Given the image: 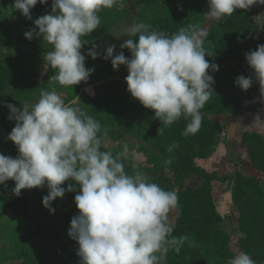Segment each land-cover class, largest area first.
I'll use <instances>...</instances> for the list:
<instances>
[{"label": "trees", "instance_id": "16d2710c", "mask_svg": "<svg viewBox=\"0 0 264 264\" xmlns=\"http://www.w3.org/2000/svg\"><path fill=\"white\" fill-rule=\"evenodd\" d=\"M48 1V9L44 4L37 3L30 10L31 19H28L20 11L13 10L14 0H0L12 11L16 25L15 28L12 24L0 23V42L6 48L0 50V154L12 158H16L19 153L7 136L16 121L8 119L10 112L6 105L11 103L22 110L24 104H35L42 90L59 86L49 81L54 70L44 60L35 59L51 50V45L35 35L29 41L25 38V31L18 29L35 28V19L51 13L53 0ZM117 1L113 7L98 12L100 28L82 38L86 42L81 49L85 55V67L93 68L94 71L86 82L62 86L59 90L61 97L68 105L78 100L79 108L100 122L98 136L102 140L101 150L115 154L127 144L129 150L123 163L128 174L134 170L145 175L157 174L151 182L177 193L179 215H176L172 236H186L187 239L179 246V252L173 247L169 248L165 255L166 264H228V258L233 255L232 237L223 227L225 219L213 193L216 181L232 182L231 199L239 215L240 247L255 264H264V186L261 181L241 170H237L230 178H220L197 165L198 160L210 159L220 148L223 127L213 117L254 113L264 106L260 85L245 59V53L256 50L258 45H264V36L258 23L248 10L240 9L212 23L209 32L203 37V48L206 51L205 59L219 66L216 72L211 69L208 71L215 80L214 92L201 109L203 119L199 131L185 136L183 133L190 123V117L182 116L169 126L162 125L155 118L154 110L143 107L128 92L125 80L127 67L120 65L114 70L111 58L103 59L106 47L113 44L116 46L113 56L123 51L126 57L131 58L130 50L120 47L124 41L107 42L115 27L127 16L126 9L120 10L121 0ZM134 2L138 9V23L149 25L152 31L172 35L181 27L203 29L206 24L207 0ZM129 38L138 41V36L127 37L126 40ZM94 45L100 53L96 59L87 55ZM240 75L253 78L252 87L247 91L234 83ZM87 87L93 88L92 94L85 92ZM257 97L260 98L259 102L243 107L244 102ZM161 127L163 132L158 134ZM128 138L134 139L136 143L128 142ZM243 139L251 166L264 175V134L245 132ZM6 141H9V146H6ZM172 145L175 147L168 151ZM193 176L202 179L201 185L186 188V181ZM69 183L66 181L61 187L67 189ZM14 187L15 182L12 180L0 185V196L8 197L2 214L9 211L16 219L28 221V225L18 228L16 234L22 245L18 255L26 260L24 263L54 264L58 261L59 264H80L78 243L65 236L70 240L67 246L63 239L64 233L69 231L71 219L79 214L74 200L79 188L72 192L65 191L62 198H56L51 204L55 212L50 214L42 204V198L49 191L46 184L40 188L21 190L19 196L13 193Z\"/></svg>", "mask_w": 264, "mask_h": 264}, {"label": "clouds", "instance_id": "9594fccd", "mask_svg": "<svg viewBox=\"0 0 264 264\" xmlns=\"http://www.w3.org/2000/svg\"><path fill=\"white\" fill-rule=\"evenodd\" d=\"M116 2L53 0L51 13L34 20L35 28L24 35L30 41L35 34L51 45L43 56L45 64L54 70L51 83L68 87L88 80L94 69L85 67L81 49L86 42L82 38L99 28L98 12ZM257 2L264 0H207L205 16L221 21ZM37 3L43 5L47 0H14L12 7L31 19L30 10ZM206 34L204 29L189 26L167 35L150 30L147 24L132 23L114 33L117 38L138 36V41L129 38L120 45L130 50L131 58L123 51L113 56V44L106 47L103 59L111 58L114 70L120 65L127 67L128 92L143 107L154 110L162 125L190 117L183 134L194 135L202 124L201 109L214 92L215 80L208 71L219 70L218 65L205 59ZM87 55L96 59L100 53L94 45ZM245 59L264 95V45L245 53ZM234 83L247 91L253 78L240 75ZM6 106L8 119L16 121L7 139L19 154L16 158L0 154V185L14 181L12 191L19 196L21 190L46 184L49 191L42 204L50 214L55 212L51 204L56 198L78 187L74 200L79 214L71 219L68 236L78 243L80 264H162L170 247L179 252L187 237L172 236L174 220L170 216L173 212L179 215L178 195L151 182L139 170L128 174L123 163L127 144L115 154L101 150L100 122L81 108L65 104L55 89L42 90L39 100L33 105L24 104L22 110L11 103ZM256 121L262 122L259 116ZM162 132L161 127L158 134ZM66 181H70L67 189L61 187ZM228 264L255 261L241 251Z\"/></svg>", "mask_w": 264, "mask_h": 264}, {"label": "rangeland", "instance_id": "374dc122", "mask_svg": "<svg viewBox=\"0 0 264 264\" xmlns=\"http://www.w3.org/2000/svg\"><path fill=\"white\" fill-rule=\"evenodd\" d=\"M121 2L122 4L120 5V10L124 11L126 9L127 16L121 21L118 26L115 27L113 34L110 35L109 41H107L110 43L125 41L128 37L127 35H123L117 38L114 33H119L126 25L138 23V9L134 0H121ZM44 5L48 9L49 1L47 0V3ZM0 23L12 24L16 28L12 11L8 10L6 5H4L3 3H0ZM18 29L20 31L27 32L30 29H34V27ZM36 31L38 32V29H36ZM5 49L6 48L0 42V50ZM35 59L36 61L44 60L42 55L36 56ZM61 87V85H59L57 88L54 87L55 91H57L58 94H60L59 90L61 89ZM92 90V87L85 88V92L89 95L92 94ZM70 106L79 107L78 100L72 102ZM213 118L225 127V129H223L221 145L218 149L219 151H217V154H215L208 160H198L197 165L201 168H204L209 173L216 174L220 178H230L235 174L237 170H243L245 173L251 174L252 171L249 172L247 169H245L246 163L248 162V152L241 140L242 131H240V129L242 128H236V120H234L231 116H218ZM127 141L130 143H136V141L131 138H128ZM5 144L6 146H9V141H6ZM147 176L150 178V180H152L157 176V174H149ZM167 176L172 178V176L169 174ZM256 176L264 186V175L256 171ZM201 183L202 179L200 177L193 176L186 181L185 187H199ZM231 188V181H227L224 183L216 181L213 184V193L215 195L219 211L225 219L223 227L226 232H228L232 237L231 250L233 255L228 258V262L233 259L235 255L242 251L240 247L241 235L238 228V211L231 199ZM7 199V196H0V264H25L24 261L26 260L22 258L21 255H18L19 250L22 249V245L18 240V236L16 234L18 228H23V225H28V221L23 219H16L15 217L11 216V213L9 211L5 214H2L3 205ZM170 216L173 217L175 223L176 212L170 213ZM65 236L68 237V232L64 233L63 239L67 243V246H69L70 240ZM29 246H31V244H29ZM54 264H59V262L55 261ZM162 264H166L165 256L162 260Z\"/></svg>", "mask_w": 264, "mask_h": 264}, {"label": "crops", "instance_id": "0c3cea01", "mask_svg": "<svg viewBox=\"0 0 264 264\" xmlns=\"http://www.w3.org/2000/svg\"><path fill=\"white\" fill-rule=\"evenodd\" d=\"M250 14L252 15V17L254 18V20L258 23L262 33H263V36H264V17H259L260 15H264V3H259L257 2L256 4L252 5L249 9H247ZM214 22V20H210L206 17V24L204 26V30H206V33L209 32L210 28H211V25L212 23ZM259 97L255 98L254 100L252 101H249V102H244L243 103V107H247L249 105H253V104H256L257 102H259ZM259 116L261 121L264 122V106L261 108V110L257 113H241L239 115H236V116H233V119L236 120V124H237V127L240 129V131H242V137H241V140H242V143L244 145V147L246 148L245 144H244V139H243V134L245 132H257V133H264V123L260 122V121H256L255 122V119L256 117ZM223 117V116H221ZM214 119V118H213ZM221 124V123H220ZM222 125V124H221ZM241 125V126H240ZM263 125V126H262ZM262 126V127H261ZM223 129H225L224 125L222 126ZM261 127V128H260ZM247 150V148H246ZM219 151V150H218ZM248 152V150H247ZM217 154V153H216ZM248 162L246 163V166H245V169H247L249 172L252 171L251 174H247L245 173L243 170V172L248 175V176H256V171L253 169V167L251 166L250 162H249V158H247ZM215 196V195H214ZM239 216V215H238ZM225 223V222H224Z\"/></svg>", "mask_w": 264, "mask_h": 264}]
</instances>
